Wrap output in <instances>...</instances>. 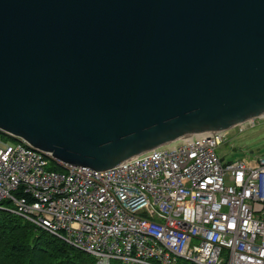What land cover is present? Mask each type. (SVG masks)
I'll use <instances>...</instances> for the list:
<instances>
[{
  "label": "water",
  "instance_id": "obj_1",
  "mask_svg": "<svg viewBox=\"0 0 264 264\" xmlns=\"http://www.w3.org/2000/svg\"><path fill=\"white\" fill-rule=\"evenodd\" d=\"M264 114V0H0V131L113 167Z\"/></svg>",
  "mask_w": 264,
  "mask_h": 264
},
{
  "label": "built area",
  "instance_id": "obj_2",
  "mask_svg": "<svg viewBox=\"0 0 264 264\" xmlns=\"http://www.w3.org/2000/svg\"><path fill=\"white\" fill-rule=\"evenodd\" d=\"M227 132L102 170L60 161L54 170L47 152L0 137V208L96 264H264V154L223 164Z\"/></svg>",
  "mask_w": 264,
  "mask_h": 264
},
{
  "label": "trees",
  "instance_id": "obj_3",
  "mask_svg": "<svg viewBox=\"0 0 264 264\" xmlns=\"http://www.w3.org/2000/svg\"><path fill=\"white\" fill-rule=\"evenodd\" d=\"M8 138L18 139L1 132ZM51 169L61 166L51 159ZM9 207V201H3ZM0 264H96L90 254L34 225L8 209L0 208ZM111 264H116L112 262Z\"/></svg>",
  "mask_w": 264,
  "mask_h": 264
},
{
  "label": "rangeland",
  "instance_id": "obj_4",
  "mask_svg": "<svg viewBox=\"0 0 264 264\" xmlns=\"http://www.w3.org/2000/svg\"><path fill=\"white\" fill-rule=\"evenodd\" d=\"M0 137L10 143L16 142L1 133ZM216 153L225 165L239 159L251 162L255 156L263 155L264 117L247 125L243 130H239L236 125L229 128L224 140L216 148Z\"/></svg>",
  "mask_w": 264,
  "mask_h": 264
},
{
  "label": "bare ground",
  "instance_id": "obj_5",
  "mask_svg": "<svg viewBox=\"0 0 264 264\" xmlns=\"http://www.w3.org/2000/svg\"><path fill=\"white\" fill-rule=\"evenodd\" d=\"M262 115H260V116H258V117H261ZM263 117H264V114H263ZM255 118H257V117H255ZM254 118V119H255ZM243 123V122H242ZM219 130H223V129H219ZM211 131H213V130H211ZM69 164H71V165H74V166H81V167H88V168H90V169H94V168H92V167H90V166H87V165H79V164H73V163H69Z\"/></svg>",
  "mask_w": 264,
  "mask_h": 264
}]
</instances>
